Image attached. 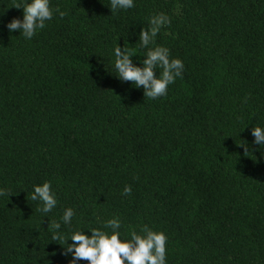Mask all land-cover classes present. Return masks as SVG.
<instances>
[{
	"label": "trees",
	"instance_id": "obj_1",
	"mask_svg": "<svg viewBox=\"0 0 264 264\" xmlns=\"http://www.w3.org/2000/svg\"><path fill=\"white\" fill-rule=\"evenodd\" d=\"M19 0H0V264H69L60 232L121 221V239L147 225L167 236L166 264H264V0H50L54 14L26 40L6 24ZM150 47L184 63L155 100L118 79L113 49L138 66ZM159 75V71L155 70ZM50 182L45 217L31 200ZM131 186L130 195H122ZM78 264H88L81 260Z\"/></svg>",
	"mask_w": 264,
	"mask_h": 264
},
{
	"label": "clouds",
	"instance_id": "obj_2",
	"mask_svg": "<svg viewBox=\"0 0 264 264\" xmlns=\"http://www.w3.org/2000/svg\"><path fill=\"white\" fill-rule=\"evenodd\" d=\"M135 6V0H109L108 7L111 13L117 10H128ZM13 7L22 9L23 17L13 18L5 26L9 32L19 31L26 40H30L38 30L46 27L45 22L51 21L54 14L63 17L65 13L59 7H52L50 0H19ZM149 27L142 28L139 32L138 41L142 49H146L140 62L142 66L133 63L132 52L117 46L113 49V67L118 79L131 82L135 88H143L144 97L155 100L167 94L168 86L173 84L178 77L182 76L184 63L178 58H172L167 47L155 46V37L162 28L170 25L171 21L167 14L161 12L150 17ZM159 71V75L155 70ZM254 137L253 143L264 148V127H254L251 130ZM3 190L0 189V195ZM131 186L126 185L122 195H130ZM31 200L38 201L40 207L37 211L47 216L57 205L55 193L50 182L34 185ZM75 212L72 208H66L60 221L64 225H70ZM61 222L52 225V241L71 240L65 252L70 256L69 264H78L79 261H87L88 264H166L167 236L162 231H154L145 225L140 232H131L130 239H121V221L113 217L104 222L103 227L90 228L89 234L84 230L73 231L70 236L60 232Z\"/></svg>",
	"mask_w": 264,
	"mask_h": 264
}]
</instances>
